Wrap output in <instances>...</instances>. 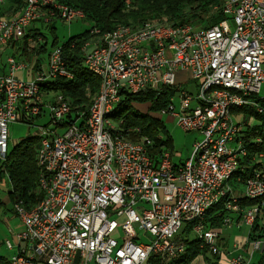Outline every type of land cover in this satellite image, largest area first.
I'll use <instances>...</instances> for the list:
<instances>
[{
    "label": "built area",
    "instance_id": "obj_1",
    "mask_svg": "<svg viewBox=\"0 0 264 264\" xmlns=\"http://www.w3.org/2000/svg\"><path fill=\"white\" fill-rule=\"evenodd\" d=\"M221 14L209 27L148 20L104 34L92 29L100 39L83 45V63L100 85L87 111L45 86L72 74L60 46L42 55L37 49L47 40L30 33L36 20L71 22L84 19L83 11L55 0H26L19 11L0 17V53L9 43L19 48L0 70V160L8 152V124L32 122L43 193L31 206L13 202L22 224L17 239L25 245L11 264H71L77 255L82 264H151V257L169 264L186 251L179 231L187 225L201 248L221 254L219 234L205 227L204 218L228 196L225 207L238 210L228 180L248 152L232 111L264 97V0H225ZM161 86L177 90L160 113L183 131L201 134L178 163L164 146L151 155L150 139H128L108 117L123 90ZM46 113L48 120L37 122ZM243 184V196L257 200L241 213V223L251 227L264 213V170H254ZM146 232L147 243L141 241ZM244 244L239 249L245 255L228 264H254L253 253L264 250L261 238L247 235ZM6 246L12 243L6 240Z\"/></svg>",
    "mask_w": 264,
    "mask_h": 264
},
{
    "label": "trees",
    "instance_id": "obj_2",
    "mask_svg": "<svg viewBox=\"0 0 264 264\" xmlns=\"http://www.w3.org/2000/svg\"><path fill=\"white\" fill-rule=\"evenodd\" d=\"M55 1L74 10L83 11V20L89 22L91 27L82 33L69 37L62 44H58L57 37H53L50 46L51 48L54 46L62 48L66 67L71 72L72 77L69 79L58 77L45 86L63 93L69 102L79 110L87 111L92 98L98 93L100 85L99 78L93 75L83 63L82 47L87 40L96 36L91 32L92 29L97 28L101 34H104L119 25L136 27L145 21H161L162 18L174 23H190L194 26L209 27L223 18L221 7L225 0ZM25 2L26 0H1L0 17L19 11ZM30 33L41 35L38 30H32ZM48 49L50 48L45 43L44 46L37 49V52L45 55ZM26 57L29 58L30 55L26 54ZM176 90L175 87L169 86H161L158 90L148 88L137 93L123 90L120 101L114 106L108 117L113 122L119 123L116 126L117 131L123 133L128 139L132 141H139L143 137L150 139L152 141V146L149 149L151 155L158 153L162 146L171 151L173 140L165 131V124L160 112L167 107ZM134 103H148L150 112L139 110ZM254 103L232 111L234 115L240 118L244 146L248 152L247 156L240 162L238 170L228 180L229 185L230 182L234 183L233 187L230 185L232 193L233 191L240 193L238 185L243 184L245 178L254 170H264V161H262L264 159H253V156L258 153L264 154V97L255 98ZM250 116H253L254 119L252 124L249 123ZM134 134L137 135L136 139H133ZM38 146V136H27L8 151L5 160L1 162L0 176L2 173L7 174V181L10 186L7 195L10 202L23 200L24 203L31 206L42 199L43 193L38 188L40 173L37 162ZM235 197L238 207L236 212L225 207V202L229 196L221 199L207 210L204 218L207 229L220 227L225 218L233 217L231 213L235 214L239 220L243 209L257 203V200L248 199L243 195L236 194ZM2 202L0 197V207ZM181 233H192L190 225H187ZM248 236L251 239H264V213L258 216L253 225L249 227ZM180 237L184 240L186 251L169 264H190L194 263L193 261L199 255H205L206 252L204 248L200 247L198 238L194 236ZM149 262L155 264V258L151 257ZM216 263L217 260H214L213 264ZM0 264L11 263L7 257L0 255ZM254 264H264V250H262L259 260Z\"/></svg>",
    "mask_w": 264,
    "mask_h": 264
},
{
    "label": "rangeland",
    "instance_id": "obj_3",
    "mask_svg": "<svg viewBox=\"0 0 264 264\" xmlns=\"http://www.w3.org/2000/svg\"><path fill=\"white\" fill-rule=\"evenodd\" d=\"M163 19L164 18H162V20ZM36 27L39 29L41 35H43L45 39L47 40L48 48L51 49L50 44L54 36L57 37L58 44H62L69 37L82 33L86 29H89L91 27V24L80 18L74 19L71 22H67L58 17H54L50 21L45 22V23L43 21L42 22L36 21ZM99 39L100 38L98 36H93L92 38L87 40L88 47H93L94 45H96ZM186 87H189V89L196 91L195 85H190L189 83L186 85ZM178 102L179 100L176 98V101H175L176 106H178ZM134 105L137 108H139V110H142L143 112H150L148 108L149 107L148 103H134ZM161 118L163 119V123L165 124V131H167V133L171 136L173 140V147L171 149L173 161L176 163L183 161L185 158L188 157L191 151L193 142L196 139L201 138V134L197 132L183 131L176 125L175 120H173L172 116L170 115L167 116V115L162 114ZM237 119H239V117H237ZM47 120H48V115L46 113V116L43 119H39L37 122H45ZM249 121H250V124L254 122L253 116H250ZM112 123H114L115 126L119 124L115 122H112ZM7 130H8L7 151H10L21 140H23L27 136L34 135L37 131V127L35 125L29 124L26 122L15 121V122H11L8 124ZM136 130L138 129L136 128ZM136 138H137V135L134 134L133 139H136ZM1 162L2 161H0V167H1ZM230 185L233 187L234 183L230 182ZM238 186H239L238 188H240V193L233 191V195H236V194L243 195L244 184H240ZM9 188L10 186H9V182L7 181V174L2 173L0 176V197L3 200L1 207H0V240H4V241L6 239L11 240L9 228L7 226L8 223L10 222V225L12 226V228L16 229V228H19L18 220H20L18 216L11 213L10 207H12L13 202L7 201V198H6L8 197L7 191ZM220 227L218 228L216 227L211 230H213L219 235H223L225 239L228 240L227 250L230 253H234L237 250H239L238 248L234 249L233 244L236 243L238 245H241L242 247V245L244 244L242 242L246 239L248 235L249 227L244 224H242L240 227H237L234 222L230 224L222 223ZM184 228L185 226H183L180 229L179 231L180 236L184 238L187 236L192 237L193 236L192 233H181ZM150 237L151 236L146 232L141 238V241L147 243L148 241H150ZM217 242L219 243V238ZM261 252L262 250L255 251L253 253V259H252L253 262H257L259 260V258L261 257ZM0 255L7 256V252L4 250L3 246L0 247ZM206 256L210 261H212L213 255L210 252H208Z\"/></svg>",
    "mask_w": 264,
    "mask_h": 264
},
{
    "label": "crops",
    "instance_id": "obj_4",
    "mask_svg": "<svg viewBox=\"0 0 264 264\" xmlns=\"http://www.w3.org/2000/svg\"><path fill=\"white\" fill-rule=\"evenodd\" d=\"M36 21H41L42 22L43 20L42 19H39V20H36ZM36 21H34L31 24L30 30L31 31L32 30H38V32H40L39 29L36 27ZM17 47H18V44L9 43V44H7L6 46H4L2 48V51L0 53V65H1L0 70L4 71V69H5V67H3V66H5V57L7 55L18 53L19 48H17ZM18 75H20V73H18ZM185 75H187V73H185V72L179 73V76H180L181 80H182V78ZM187 84H189V83H187ZM187 84H185L184 86L186 87ZM190 85H191V83H190ZM6 198H7V201H10L8 197H6ZM10 210H11V213H13L12 207H10ZM231 214L233 215V217H231L232 222H234L237 227H240L242 225L241 220L240 219L237 220V218L235 217V214H233V213H231ZM7 226L9 228L11 240L10 239H6V240H8V241H10L12 243V248H8L6 246V240L5 241L4 240H0V247L3 246L4 250L7 252V256H5V255H3V256H5V257H7L9 259L12 255H14L18 251H20V249L23 248V246L25 245V243L23 241H19L17 239V234L22 230V224H21L20 220H18V226H19V228H16V229L12 228V226L10 225V222L8 223ZM246 239H247V237H246ZM246 239L242 243H245L246 242ZM242 243H240V244H242ZM218 245H219V247H220V249H221L222 252H221L220 255H218V256L216 255L217 258H215L216 256L214 257V255L211 253L213 255V259H212V261H209L207 259V257H206V254L208 252L205 251L206 252L205 255H203V256L202 255H199L196 258V260L193 261L194 264H213L214 260H217V263L216 264H228V259L230 257H232L234 255H237L239 253H242L243 255H245L244 251H242V250L239 249V246H241V245H238L236 243L233 244V248L234 249H237L238 248L239 250H237L234 253H230L227 250V248H228V240H226L223 235H219V243H218ZM220 256H223V257H220ZM71 264H82V259L77 255L73 259V261H72ZM89 264H94V263L90 262Z\"/></svg>",
    "mask_w": 264,
    "mask_h": 264
}]
</instances>
